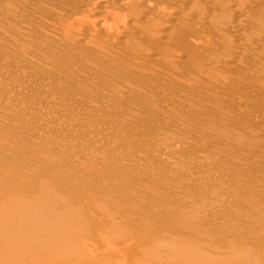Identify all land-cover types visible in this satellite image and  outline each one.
Returning a JSON list of instances; mask_svg holds the SVG:
<instances>
[{
	"label": "rangeland",
	"instance_id": "374dc122",
	"mask_svg": "<svg viewBox=\"0 0 264 264\" xmlns=\"http://www.w3.org/2000/svg\"><path fill=\"white\" fill-rule=\"evenodd\" d=\"M64 1L66 0H56L55 3L46 0L45 2L44 0H0V40H8L12 45V49L0 47V74L4 75L5 68H9L11 71H9L10 74H8L9 72L7 73V78L9 77L8 83L23 81L28 87L25 86L26 90L23 91L25 95L22 91L17 94H15L16 92L6 93L9 103L14 105L21 104L22 106L20 108H12L10 111L1 109L0 128L3 129L2 131L8 132L7 124L10 125L9 123L12 122H24L23 126H25L29 122L27 117L30 115H36L39 118L48 119L50 122L58 124L60 123V119L61 121H66V118L71 121L75 120L72 123H69L71 122L70 120L64 122L65 125L63 124L64 126L61 129L47 130L50 133L47 138L36 135L32 130L34 125L30 122L27 127L25 126V130L17 133L18 135L15 133H7L8 135H6L4 132L5 134L0 138V144H16L22 151L29 148L32 149V154L30 155L32 157H29L30 163L27 166L28 168L24 167L25 170L19 168L20 175L16 172V175L20 177L18 181H23L25 177L22 175L28 174L30 171L28 175H25L28 177L35 170L37 171V168L46 170L45 172H41L42 170L35 171L34 177L37 174L38 177L36 178H38V181L30 176L39 183L44 182L48 179L45 177L52 174L45 182L52 181L49 184H53L54 175L60 179L65 175L64 177H67L65 183L63 182L59 187L65 194L64 200L72 202L83 201L81 211L84 210L82 212H85L86 210L89 218H93L99 223L97 226L93 221L95 236L113 234V232H107L106 229L108 228H105L106 233L102 232L104 231L103 227H105L106 219L105 216L102 217L101 215H103V212L109 213L107 208L111 209L116 200H121L119 201L121 203L116 201L115 204L127 206V209L134 211L133 213H129L130 211H128L127 216L132 217L134 215L133 217H136L141 212L134 209L143 210L144 208L140 206L131 209L125 204L127 203V197L139 200L143 197L149 196L148 198H150L151 196H156V200L151 202V206H149L150 203L147 206L150 209L152 208L151 212L154 211V215L157 212L159 214L162 213L160 214L162 218L158 216V220L160 218V222H158L157 218L151 217L153 218L151 221L154 220L151 222L153 223L152 227L158 230V228L161 229L163 227V229H167L171 226L174 230H170L169 227L168 230L170 231H165L168 235L173 233L177 235L185 230L186 227L188 234L185 231L182 234H185V237H191L189 240L192 241H184L186 245L183 247V250H185L186 246L187 248L190 247L192 254H196L194 255L196 257L206 254L207 251L205 252V249H210V247L205 248V245L207 246L208 244H205V242L228 246V244H236L237 242L247 244V242L252 240L264 245V0H233V6L226 13L218 7L228 0H187L184 2L176 0H152L153 11L148 17L138 16L139 10L145 7L143 0H116L109 10H105L97 15H90L91 10H96L95 7L103 0H76L73 4L68 5L66 8L63 6L62 8L61 4ZM213 1L219 5L215 6ZM197 4L200 6L199 11L202 13L195 11ZM27 6H35L37 13L27 12L25 8ZM164 9L166 11L173 9L171 11L181 14L188 19L193 16L198 17V19L192 22L186 20V22L177 23L175 26H172L173 28L162 26L163 23L160 24V20L163 22V19L156 12ZM239 9L246 12L243 13V16L238 15L237 19L235 13ZM86 11H89L90 14ZM43 15L49 17L48 25L46 23L41 25L40 18ZM204 15H206V18L212 16V19H214L212 22L214 23L207 22ZM93 16L96 17L94 18ZM97 16L103 17V20H100ZM230 17L235 20L232 22L233 24L231 23V26L224 22L225 18ZM90 22H92L93 27L87 28L88 32L86 33L89 40L84 41L82 38H79V34L85 32ZM38 23L40 24L39 27L42 28H40L41 31L34 26L35 30H33L32 25L37 26ZM101 23H105L107 29L103 28ZM124 26L126 27V31L124 28L123 30L120 29ZM29 29L31 30L29 31ZM92 30L96 31L93 32ZM123 32L127 34V37ZM42 45L43 48L41 47ZM26 46L27 48H36L34 49L35 58L33 56L30 60V58L22 57L20 49L26 48ZM38 46L41 47V50L38 49ZM115 46L121 50L120 53H117V56H113L110 52V49ZM147 50L153 53L152 57H145V51ZM94 53H96L95 56L93 55ZM108 53L109 55H106ZM59 54L66 55L68 59L64 65L59 67V73L61 72V74H55V76L54 72L50 71L52 68L44 69L36 65V69L34 66V63L41 64L44 60H46V63L55 62L52 60L57 59ZM118 54H120V58ZM132 58L137 61L143 60L144 62L140 65L137 62H132ZM81 59L87 60V63L93 68L89 70L82 67V65H78L82 63ZM233 61L241 62L238 66L240 68L235 67L238 70L231 68L234 67L230 66L231 62L234 64ZM18 62L27 64L23 68L25 70H15L14 66L19 65ZM49 66L51 65L49 64ZM31 70L35 73L31 72ZM80 76L93 78L96 83L104 81L107 85L106 87H101L90 83L82 84L79 81L76 82L75 79L80 80ZM224 77L232 80L228 81ZM70 78H74L73 83ZM140 85L145 87L140 89ZM47 86L48 89H45ZM215 87L216 90H214ZM217 87H219V90ZM50 88L55 89V92H52L53 94L49 93ZM119 89L127 90V95L129 96L126 95L124 98L115 99L118 96L116 94L114 96V93ZM2 90L0 88V91ZM227 90L228 92L226 93L232 95L233 98H230L231 100L228 101L225 98L222 99L223 96L218 95L221 91L225 92ZM129 91H131V94ZM82 100L86 101L85 103H88V105L86 104L84 106L86 108L81 107L79 111L76 110L74 113L62 111L59 113L60 116L62 114V117H60L48 112L49 107H60V101H64L65 104L75 105ZM234 100H237L236 102L241 103L242 106L234 107L231 103H235ZM91 103H96L98 107H101V103L106 105L101 104L102 107L100 109L94 110ZM209 108L217 109V113L213 115L214 117L208 116L205 113V110ZM69 113H72V115H69ZM127 113L130 115V118L132 116V119L126 122L123 116L128 115ZM170 114L175 115V117H172ZM95 122L98 126L99 124L110 123L113 125V129H105L102 125L98 127L94 124ZM213 122H221L220 124L230 127V130L215 129L216 127L212 126ZM92 124L95 127H91ZM180 129H183L184 132L181 133ZM87 132L90 133V136ZM92 132H94L93 135L97 133V135H103L104 137L101 136L103 140L91 137ZM214 135L216 136L213 137ZM239 135L241 138L238 137ZM208 136L211 138L207 139ZM87 141L93 144L96 156L91 154L93 155L92 157L79 155L77 158L74 157L77 156L74 154L76 151L83 150V147L87 146ZM189 141L190 143H188ZM74 143L81 145L82 149H79L80 147L74 145ZM199 144L204 145L208 150H198ZM52 145H54L53 147L62 146L60 148L62 156L54 155L55 152L51 149L52 147L49 148ZM28 146L31 147L28 148ZM75 147L77 148L75 149ZM34 148L35 151L37 150L36 152L33 150ZM102 151H104L103 156L99 155ZM122 151L134 156L124 159L121 156ZM106 152H109L111 155ZM248 153L251 154L250 158L249 155L247 156ZM112 155L113 158L111 157ZM3 157H0V164L2 163L3 166H6L5 164H7L8 160H11L14 164L18 156L7 155ZM153 157L154 160L151 162ZM95 158L97 161H95ZM248 158L252 160L249 161ZM11 161L9 162V166L12 167ZM96 163L102 165L103 168L101 166L96 167ZM145 165L150 170H143ZM112 166L111 170L113 174H104V168L110 169ZM11 167L7 168L8 172L12 171L10 169L14 170ZM30 168H33L31 169L33 171L28 170ZM99 170L102 174L98 172ZM142 170L146 172L150 171L148 172V177L141 176L144 173ZM141 171L143 172L142 174ZM126 172L127 176L126 174H122ZM151 172L154 173L153 175L161 177L159 181L161 185L159 182L153 180ZM103 174L104 176H101ZM132 174L134 178L131 176ZM113 175H115V178L119 175L118 177L121 176L122 179H126L129 182V186L127 184L128 188L126 182H120L122 179H118L117 177L118 182L115 181V184L119 188L116 187V191L106 189L104 184L106 182L113 183ZM130 177L139 182L133 183V179ZM204 177L207 179V184H202L198 179ZM39 178L40 180L42 178L45 180L40 182ZM254 178L255 180H253ZM108 179L109 181H107ZM95 181L97 182L95 183ZM144 181L145 184H143ZM23 182L26 184L25 181ZM139 184L140 186H138ZM130 185L132 186L131 189ZM241 188L243 189L241 190ZM215 189L217 192L214 191ZM221 190L228 191L232 196L229 198L222 197L218 192ZM195 193L197 194L195 195ZM198 194L202 196L206 194V196L204 199L198 200L196 199ZM62 196L64 195L62 194ZM163 196L172 199L169 200L171 202L169 203L168 199L166 201ZM162 200H165L166 203ZM223 201L224 203H221ZM54 202L58 203V200H54ZM103 208L106 210L102 211L104 210ZM75 209H79L78 206ZM99 209L102 210L100 211ZM112 210H115V208ZM119 215L121 218H118L122 220L123 216H121V212ZM48 216L50 224L53 220L60 223L57 225V223L53 222L56 230L54 229L55 232H48L46 237L48 243L51 239L50 243L54 244L59 239L57 238L60 234L59 230L64 232V229L66 231L69 226L66 223L70 224L69 222L71 221L63 218L65 215L53 217L52 214H49ZM100 216L101 218H98ZM116 216H114V219ZM138 216L141 215L139 214ZM162 219L165 220L162 221ZM155 221L157 223H154ZM168 221L171 223H167ZM210 221L213 223L211 225L213 227H207ZM216 223H218V226H215ZM155 224L157 226H154ZM189 225L194 229L195 233L199 231L202 234L196 233L201 237L203 236L204 240L202 242H197L202 239H199L200 237L197 235L196 237L198 238L195 242L193 241L192 233L194 232H189ZM165 226L167 227L165 228ZM113 227L110 230L113 231L114 229L116 236H111L110 238L114 240L124 239L122 236L126 234H129L126 237L128 238L137 230L136 223L132 221H126L120 228ZM179 227L182 228L178 229ZM163 229H161L162 232H164ZM88 230L86 227L83 228L84 234L82 236L86 238V240L83 238L82 241L85 242L84 246H87L88 249L87 247L85 249L84 246L81 249L90 257L95 256L97 258L96 256H99L100 258L102 248L99 238H103L104 236L99 237L98 241L96 238H93L95 237L92 235L93 230ZM161 231L158 230L159 235L156 233L158 236H164L161 238V241L170 237L168 235V237H165L166 234L163 235L164 233L160 234ZM72 234L74 237L76 236L75 233L72 232ZM182 234L178 235L181 238L175 235L174 239L172 238L173 242L177 238H179L178 242L176 241L177 244L182 242L180 241ZM119 235H122L121 238ZM147 235L151 240L153 239L151 232ZM54 237L57 239H54ZM158 239L160 241V238ZM166 239L163 240L167 243L165 246L173 244L172 241H170L171 244L169 243L168 240H171L170 238ZM183 239L185 240L187 237H183ZM164 242H160L159 244L162 245ZM199 243H203L204 245H200ZM53 244H50L51 247H53ZM70 245L73 244H69V248H71ZM76 246L75 248L78 249ZM178 246L173 245L174 248L177 247L175 252L179 253L182 251V248L180 249ZM137 248L138 246L134 248L133 253L125 252L124 256H121L125 258L126 264H135L136 261H140V259L134 261L139 255L141 256V261H138V264L145 262L144 258L142 259L145 252L142 253V251L144 249L151 251V248H144L142 250ZM155 248L159 249V247ZM174 248L167 247L169 250L165 249L163 252L172 251ZM81 249L80 252L78 251L79 249L75 251L73 248L72 250H74V253H80L85 257L86 255H83ZM66 250H63L65 251L64 253L67 252ZM138 250H141V253H138L140 252ZM87 253H90V255ZM214 254H212V257H214ZM50 255L54 258L52 255L56 256L57 253ZM50 255L49 258L52 259ZM68 255L67 253L65 254L71 260V256ZM133 256L136 257L132 258ZM121 257L116 255L109 258L119 260ZM164 257L168 258V256ZM146 258L148 259V257ZM153 258H149V261H153L150 260ZM161 258L162 260L165 259ZM112 259L110 260L115 263L117 262ZM155 261L154 259L152 264L156 263ZM211 261L213 260L210 259Z\"/></svg>",
	"mask_w": 264,
	"mask_h": 264
},
{
	"label": "bare ground",
	"instance_id": "6f19581e",
	"mask_svg": "<svg viewBox=\"0 0 264 264\" xmlns=\"http://www.w3.org/2000/svg\"><path fill=\"white\" fill-rule=\"evenodd\" d=\"M46 1H48V2H52V3H55L56 2V0H46ZM76 0H66V1H64V3L63 4H61L62 5V8H63V6H64V8H66L68 5H70V4H73L74 2H75ZM99 1V0H98ZM116 0H103V1H101V3L100 4H98V6L97 7H95V9L96 10H94V9H92L91 10V14H90V12L89 11H86V12H89V14L90 15H97L98 13L99 14H101L103 11H105V10H109V8H110V6L111 5H113V3L115 2ZM176 1H179V2H184V1H187V0H176ZM189 1H193V0H189ZM212 1V0H211ZM44 2H45V0H44ZM43 2V3H44ZM78 2V1H77ZM143 2H145V7H142L139 11H140V13L138 14V16L139 17H148L149 15H150V13L153 11V7H152V0H143ZM214 2V1H213ZM233 0H228V1H225V3H223V4H221V5H219L217 2H214V5L215 6H218L219 5V7L218 8H220L224 13H226L227 11H228V9H230L232 6H233ZM257 6V5H256ZM92 7V6H91ZM199 5L197 4L196 6H195V11L196 12H201V11H199L200 9H199ZM250 7V6H249ZM26 8V11L27 12H31V13H34V12H36L37 10H36V7L35 6H27V7H25ZM216 8V7H215ZM24 10V9H23ZM87 10H89V9H87ZM171 10H173V9H169V10H159V11H157L156 13L163 19V22L160 20V24L161 23H163L162 24V26H166V27H172V26H175V24H177V23H182V22H186V20H190L191 22L192 21H196L197 19H198V17H192V18H190V19H188V18H186V17H184V16H182L181 14H176L174 11H171ZM24 12H25V10H24ZM246 11H242V9L240 10L239 9V11L237 10L236 11V13H235V11H234V13L236 14V18L238 17V15H240V16H243V13H245ZM37 13V12H36ZM202 13V12H201ZM195 14H198V13H195ZM235 14H233V15H235ZM87 15V14H86ZM201 16H203L202 14H200ZM200 15H198L199 17H200ZM46 15H43L40 19V22H41V25L43 24V23H46L47 25H48V20H49V17H47ZM94 18L96 17V16H93ZM98 18H100V20L102 19L103 20V17H99V16H97ZM204 17L206 18V15H204ZM94 18H92V19H94ZM98 18H96V20H98ZM231 18V17H230ZM230 18H225L224 19V22L225 23H228V24H230L229 26H231V23L232 22H234L235 20L234 19H230ZM207 20V22H209V23H214V22H212V20H214V19H212V16H208L207 18H206ZM238 19V18H237ZM216 20V19H215ZM136 21V20H135ZM211 21V22H210ZM93 22V21H92ZM92 22H90L89 23V25L86 27V30H85V32H82V33H80L79 34V38H82L84 41H88L89 40V38H88V35L86 34L87 32H88V29L87 28H91V27H93V25H92ZM217 22V21H216ZM45 24V25H46ZM233 24V23H232ZM44 25V26H45ZM87 25V24H86ZM101 25L103 26V28H105V29H107V27H106V25H105V23L103 24V23H101ZM36 27V29H38V30H40V28L41 27H39L40 26V24L38 23L37 24V26H38V28H37V26H35V25H32V27ZM161 26V25H160ZM33 27V30H35V28ZM43 27V26H42ZM30 28H31V26H30ZM123 28H124V30L126 31V27L124 26V27H121L120 29L121 30H123ZM173 28V27H172ZM42 29V28H41ZM31 29H29V31H30ZM32 30V31H33ZM37 30V31H38ZM41 31V30H40ZM44 31V30H43ZM93 32H95L96 30H92ZM117 31V30H116ZM36 32V31H35ZM118 32V31H117ZM259 32V31H258ZM124 33V35L127 37V34L125 33V32H123ZM262 33V32H261ZM236 36V35H235ZM155 37V36H154ZM75 38H76V36H75ZM2 40V39H1ZM0 40V41H1ZM73 40H74V38H73ZM0 47L1 48H3V49H10L11 47H12V45H11V43L8 41V40H2L1 42H0ZM26 45V44H25ZM24 47V46H23ZM32 47V46H31ZM42 48H43V45L41 46ZM41 47H39L38 46V49H40ZM143 47V46H142ZM18 48V47H17ZM12 49V48H11ZM34 49H36V48H27V46H26V48H23V49H20V54L22 55V57H26V58H30V60L32 59V57L34 56V54H35V50ZM53 49V48H52ZM51 49V50H52ZM56 49V48H55ZM96 50H99V49H97V48H95ZM139 49V48H138ZM1 50V49H0ZM16 50V49H15ZM18 50V49H17ZM41 50V49H40ZM4 51V50H3ZM3 51H2V53H3ZM37 51V50H36ZM100 51V50H99ZM5 52V51H4ZM14 52H16V51H14ZM18 52V51H17ZM41 52V51H40ZM110 52H111V54L113 55V56H117V53H120L121 52V50H119V47H117V46H115V47H112V49H110ZM146 53H145V57L147 56V58H150V57H152L153 55V53L151 52V51H149V50H147V51H145ZM42 53V52H41ZM41 53H40V55H41ZM92 53V52H91ZM1 54V53H0ZM95 54L96 53H94L93 55L95 56ZM98 54H99V52H98ZM14 55V54H13ZM19 55V54H18ZM106 55H109V53L108 54H106ZM112 55H110V56H112ZM120 54H118V56H119ZM38 56V55H37ZM3 57V56H2ZM13 57V56H12ZM57 57V56H56ZM4 58V57H3ZM6 58V57H5ZM34 58H35V56H34ZM40 58V57H39ZM83 58V57H82ZM118 58V57H117ZM119 58H120V56H119ZM19 59H21V58H19ZM24 59V58H23ZM133 59V61L132 62H137V63H139L140 65H142L143 64V60L142 61H137V60H134V58H132ZM13 60V59H12ZM27 60H29V59H27ZM82 60V59H81ZM5 61V60H4ZM20 61V60H19ZM21 61H23V60H21ZM49 61V60H48ZM52 61H55V62H52V63H46V60H44V62L43 63H41V64H36V63H34L35 65V67H36V65L37 66H39L40 68H52L50 71H53L54 72V75L56 74V75H58V74H61V72L59 73V67L60 66H62V65H64L67 61H68V59H67V57H66V55H64V54H59L58 55V57H57V59H54V60H52ZM25 62V61H24ZM27 62V61H26ZM32 62V61H31ZM40 62V61H39ZM82 63H80V64H78V65H82V67H85V68H88L89 70L90 69H92L93 67H91L88 63H87V60H82L81 61ZM131 62V63H132ZM234 62V64H232V62L230 63V66H234V67H231L232 69L233 68H235V67H238L240 64L239 63H241L240 61H238V62H236V61H233ZM19 63V65H16V66H14V68H15V70H25V69H23L24 67H26V65L24 64H21L20 62H18ZM18 63H16V64H18ZM142 63V64H141ZM29 64H31V63H29ZM49 64L51 65V66H49ZM134 65V64H133ZM229 65V64H228ZM13 66V65H12ZM11 66V67H12ZM93 66V65H92ZM230 66H228V67H230ZM5 68V67H4ZM30 68V67H29ZM32 68V67H31ZM238 68H240V67H238ZM32 69H34V68H32ZM36 69H37V67H36ZM235 69H237V68H235ZM14 70V69H13ZM21 70V71H22ZM26 70H28L29 71V69H27L26 68ZM35 70V69H34ZM39 70H41V69H39ZM117 70V69H116ZM238 70V69H237ZM9 71H11L9 68L7 69V68H5V71H4V75H1L0 74V88L1 89H3L2 91H0V110L1 109H4L5 111H10L12 108L14 109L15 107L16 108H20L22 105L21 104H19V105H14V104H11V103H9L8 102V100H7V94L6 93H8V92H10V93H12V92H16L15 94H17L18 92H20V91H25L26 90V83L24 84L23 83V81H21V82H14V83H8V78H7V75L8 74H10V72ZM45 71H49V70H45ZM114 71V70H113ZM3 72V71H2ZM9 72V73H8ZM12 72H14V71H12ZM31 72H33L32 70H31ZM36 72H38V71H36ZM53 72H51V73H53ZM119 72V71H118ZM1 73V72H0ZM8 73V74H7ZM27 73V72H26ZM26 73H24V74H26ZM33 73H35V72H33ZM113 73V72H112ZM30 75V74H29ZM55 75V76H56ZM130 75V74H129ZM51 76H53V75H51ZM111 76V75H110ZM131 76V75H130ZM81 77V78H80ZM79 78H80V80L79 79H77L76 77V82L77 81H79V82H81L82 84H87V83H90V84H92V85H94V86H101V87H106V85H107V83L105 84L104 83V81H99V83L97 82L96 83V81H94L95 79H93V78H90V77H86V76H80ZM108 77V76H107ZM53 78V77H52ZM225 79H228V81H230V80H232V79H229V78H226V77H224ZM70 79H72V83H73V79L74 78H70ZM92 79H93V81H92ZM106 79V78H105ZM18 81V80H17ZM20 81V80H19ZM101 82V83H100ZM151 83H152V81H150ZM220 82V81H219ZM8 83V84H7ZM217 84V83H216ZM218 85V84H217ZM26 86V87H25ZM93 86V87H94ZM149 86V85H148ZM219 86V85H218ZM44 87V86H43ZM52 87V86H51ZM143 87H145V86H141L140 85V89L141 88H143ZM28 88V87H27ZM35 88H36V86H35ZM53 88V87H52ZM52 88H50V90H49V93H52L53 91L55 92V89H52ZM148 88V87H147ZM220 88H222L221 86H220ZM224 88V87H223ZM40 89V88H39ZM45 89H48V86H47V88H45ZM44 89V90H45ZM217 89L219 90V87H217ZM227 89V88H226ZM225 89V90H226ZM42 90V89H41ZM214 90H216V87H215V89ZM213 90V91H214ZM221 90H223V89H221ZM229 90V89H228ZM228 90L227 91H225V92H223V91H221V93L220 94H218V95H220V96H223L222 97V99L223 98H225L226 99V101H228V100H231V99H233L232 98V95H230L229 93H226V92H228ZM29 91V90H28ZM39 91V90H38ZM47 92V91H46ZM27 93V92H26ZM29 93V92H28ZM35 93V92H34ZM58 93V92H57ZM129 93L131 94V91H129ZM216 93H219V92H216ZM23 94H24V92H23ZM53 94V93H52ZM115 94H116V96H118V97H115V99H117V98H120V97H122V98H124V96H126L127 94H128V91L127 90H125V89H119V90H117L116 91V93H114V96H115ZM25 95V94H24ZM215 95H217V94H215ZM215 95H213V96H215ZM217 95V96H218ZM127 96H129V95H127ZM72 97V96H71ZM219 97V96H218ZM231 98V99H230ZM217 99V98H216ZM72 100H73V98H72ZM238 100V99H237ZM236 100V101H237ZM225 101V102H226ZM235 101V100H234ZM235 101V103H233V102H231L232 103V105L234 106V107H240V105H241V103H239V102H236ZM61 103H59V105H60V107H53V108H51V107H47L48 108V112H51L50 114H53V115H56V116H60L59 115V113H61L62 111H66V112H75L76 110L77 111H79L80 110V108L81 107H84V106H86V104L88 105V103H85L84 102V100H82L81 102H79V103H77V104H75V105H69L68 103H66L65 104V102L63 101H60ZM167 102H169V101H167ZM100 103V102H99ZM104 103V102H103ZM103 103H101V104H103ZM114 103V102H113ZM244 103V102H243ZM72 104V103H71ZM90 104V103H89ZM100 104V106L102 107V105ZM94 105V106H93ZM103 105H106V104H103ZM112 105V104H111ZM245 105V104H244ZM258 105V104H257ZM91 106H92V109H100L101 107H98L97 105H96V103L95 104H93V103H91ZM108 106V105H107ZM113 106V105H112ZM242 106V105H241ZM87 107H89V106H87ZM105 107V106H104ZM84 108H86V107H84ZM89 108H91V107H89ZM114 109H115V107H113ZM112 109V108H111ZM19 110V109H18ZM205 113L208 115V116H213V115H215L216 113H217V109L216 108H209V109H206L205 110ZM128 114V113H127ZM69 115H72V113L70 114L69 113ZM172 117H175V115H172V114H170ZM60 117H62V114H61V116ZM70 117V116H69ZM72 117V116H71ZM76 117V116H75ZM214 117V116H213ZM2 118V117H1ZM28 118V119H27ZM26 119L27 120H29V122L30 123H32V125H34L33 127V129H32V125H31V129L33 130V132L36 134V135H38V136H40V137H44V138H47L48 136H49V132L47 131V130H52V129H61L62 128V126H64L65 124H64V122H67V121H69L70 119H65V118H63V119H65L66 121H61V119H60V123L58 124V123H55V122H50L48 119L47 120H45V119H42V118H39L38 116H36V115H30L29 117H27ZM123 118L125 119L124 121H126L127 122V120H129V119H132V116H131V118H130V115L128 114V115H125V117L123 116ZM71 121V120H70ZM97 121V120H96ZM27 123V125H25L26 127L30 124V123ZM72 122H75V120H73V121H71V122H69V123H72ZM23 123L24 122H20V123H17V122H12V123H9L10 125H8L7 124V131L8 132H6V131H2L3 129H1L0 128V138H1V136H3L5 133H6V135H8V134H13V133H15L16 135H18L17 133H19V132H21L22 130H25V126H23ZM214 123V122H213ZM221 123V122H220ZM220 123H214V124H212V126L213 127H216L215 129H217V128H219L220 130H225V131H227V130H230V127H228V126H226V125H222V124H220ZM64 124V125H63ZM67 124V123H66ZM74 124V123H73ZM89 124V123H88ZM96 126H98L97 124H96V122L94 123ZM6 125V124H5ZM95 125L93 126V124L91 125V127H95ZM102 125V127H104L105 129H113V125L112 124H110V123H103V124H101ZM100 124H99V126L98 127H100L101 126ZM206 125H209V124H206ZM1 126H3V125H1ZM3 127H5V126H3ZM186 127V126H185ZM208 127V126H207ZM103 128V129H104ZM211 128V127H210ZM97 129V128H96ZM214 129V128H213ZM94 130V129H93ZM179 130V129H178ZM86 131V130H85ZM90 131V130H89ZM180 131H181V133L182 132H184V130L183 129H180ZM179 131V132H180ZM5 132V133H4ZM8 133V134H7ZM93 133L94 132H92V135H91V137H95V138H97V139H102L103 140V135H101V136H103V137H101L100 135H93ZM87 134L89 135L90 133H88L87 132ZM5 135V136H6ZM15 135V136H16ZM14 136V135H13ZM90 136V135H89ZM216 135H214L213 137H215ZM90 137V138H91ZM101 137V138H100ZM154 137V136H153ZM156 137V136H155ZM238 137H240L241 138V136L239 135ZM151 138H152V136H151ZM209 138H211L210 136H208V138L207 139H209ZM185 139V138H184ZM215 139V138H214ZM96 140V139H95ZM235 140V139H234ZM90 141V140H89ZM89 141H87V142H85V143H87L86 145V147L84 146L83 147V150H78V152L76 151L74 154H76L77 156H74V157H78V155L79 156H83V157H85V156H93V155H91V154H94L95 153V151H94V146H93V144L92 143H90ZM105 141H107V140H105ZM191 141V140H190ZM190 141L188 142V143H190ZM208 141V140H207ZM236 141H237V139H236ZM168 142V141H167ZM77 143V142H76ZM84 143V144H85ZM2 144V143H1ZM0 144V155L1 156H9V155H17L18 157L16 158V160L14 161V164L12 163V161L11 160H8L7 161V164H5L6 166H3V164L1 163L0 164V264H114L115 262H113V261H111L110 259H112V258H109V257H111V256H116V255H119L120 257L121 256H124L123 254H125V252H129V253H133V250H134V248H136L137 246H138V248L137 249H144V248H148V249H150L151 248V251L149 250H146V249H144V250H146V251H142V253H144L143 255H144V257H142V259L144 258V263H142V264H152V262L154 261V259L156 260L155 262L156 263H153V264H264V245H261L262 243H258V242H256V241H249V242H247V244H244V243H236V244H228V246H226V245H217V244H214L213 242H205V244H207V246L205 245V248H207V247H210V249H208V250H206L205 249V252H206V254H202L201 256L199 255V256H194V255H196V254H192V251H191V248L190 247H188L187 248V246H186V248H185V250H183V247H185V245H186V243L184 242V241H186V240H189V238H191V237H188V236H186L187 237V239H183V237L184 238H186L185 237V234H182V233H184V231H185V233H187V231H186V227H185V230H183V231H181V233H179V234H175L177 237H180V236H178V235H180V234H182V239H180V241H182V242H179V244H177V240L179 239V238H177L176 239V243L175 242H173L174 240V233L173 234H170V235H168L167 234V232L165 233V231L167 230V231H170L171 229H173V228H171V226H169L170 227V230H168V228L167 229H163V227L161 228V229H163V231L164 232H162L161 231V229L160 228H158V230H160L161 232H160V234H163V235H165L166 234V236L165 237H168V236H170V237H168V239L170 238L171 240H168V239H166V240H168L169 241V243L171 244V242L170 241H172V243L173 244H171L170 246H165V244L167 245V243H166V241L164 242L163 240H165V239H163L162 241H161V238H163V237H161V236H158L159 235V232H158V230L156 229V228H154V227H152V225H153V223H151V222H153V221H151L153 218L155 219V218H157L158 216H160V218H162V216L160 215V214H162V213H158L157 212V214H153L154 213V211H152L151 212V209H150V207H148L147 206V204H149V206H151V202H154L155 200H156V196L155 197H153V196H151L150 198H148V197H146V198H141V199H134V198H131V197H127V203H125V204H127L128 205V207H130L131 209L132 208H137V207H140V206H142L141 208H144L143 210H141V209H134V210H137V211H139V212H141V213H139L141 216H138V215H136V217H129V216H127V214H128V211H130L129 209H127V206H124V205H119L118 203L117 204H115L116 203V201H115V203H114V205L112 206V208L111 209H108L107 208V210L109 211V213H106V212H103V215H101L102 217L103 216H105V219H106V221H105V224H104V226L105 227H103V230L104 231H102V232H105L106 233V230H107V232H113V234H109V235H103V234H101L102 236H98V235H94V227H93V221L96 223V225L98 226L99 225V223L97 222V221H95L93 218H89V216L86 214V210H85V212H82V211H84V210H82L81 211V206H83V201H78V202H72V201H66V200H64L65 199V194H64V192L59 188L60 187V185H62V183L64 182L65 183V180H66V178L67 177H64V176H62L63 178H56L55 176L56 175H54L53 177V184H49L50 182H52V181H48V182H45V181H47L48 179H49V177H51L52 176V174L50 175V176H48V177H45V175H44V177L45 178H48V179H44L43 180V178H42V180H40V178H39V180H40V182L41 181H44V182H41V183H39V182H37L38 181V178H36V177H38L37 176V174H36V177H34L35 175H34V173H35V171H34V173H32V174H30V176H32V177H34L35 179H37V181L36 180H34L32 177H30V176H28V177H26L25 175H28L29 174V172H28V174L26 173V174H24V175H22V176H24L25 178V180L23 179V181H25L26 182V184H24V182L23 181H18V179H20V177L18 176V175H20L19 173V168H23L24 169V167H26V168H28L27 166H29L28 164L30 163V158L29 157H32V156H30L31 154H32V149L31 148H29V147H31V146H28V148H26V149H28V150H23L22 151V149H20V147L18 146V145H16V144H2L1 145ZM73 144V143H72ZM170 144H172V143H170ZM169 144V145H170ZM195 144V143H194ZM31 145V144H30ZM74 145H76L75 143H74ZM54 145H52V146H50L49 148H51V149H53L54 150V155H56V156H62L61 154H62V152H61V147L62 146H60V145H58V146H55V147H53ZM73 146V145H72ZM76 146H81V145H76ZM77 147H75V149H76ZM86 148V149H85ZM198 150H200V151H205V150H208L204 145H202V144H199L198 145ZM79 149H82L81 147L79 148ZM101 149H103V148H101ZM34 151H35V148L33 149ZM105 150V149H104ZM37 151V150H36ZM35 151V152H36ZM94 151V152H93ZM207 152V151H206ZM251 152V151H250ZM38 153V152H37ZM104 153V151H102V153L101 154H99V155H104L103 154ZM106 153H108V154H110L109 152H106ZM116 153V152H115ZM204 153V152H203ZM107 154V155H108ZM121 154V153H120ZM111 155V154H110ZM110 155H108V156H110ZM155 155V154H154ZM246 155V154H245ZM249 155V158H250V155L251 154H247V156ZM0 156V157H1ZM94 156H96L95 154H94ZM97 156H98V154H97ZM102 156H99V157H102ZM107 156V157H108ZM124 159L125 158H131V157H133L134 155H131V154H126L124 151H122V155H121ZM3 157V158H4ZM112 158H113V155L111 156ZM121 157V158H122ZM58 158V157H57ZM94 158V157H93ZM97 158V157H96ZM95 158V161H97V159ZM120 158V159H121ZM243 158V157H242ZM244 158H246V156H244ZM243 158V159H244ZM248 158V160L250 161V160H252V159H249ZM13 159H15V158H13ZM109 159H111V158H109ZM149 159V158H148ZM0 160H1V158H0ZM54 160H55V158H54ZM90 160V159H89ZM100 160V159H99ZM154 160V157L152 158V160H151V162ZM247 160V159H246ZM11 161V164L13 165L12 167L11 166H9L10 164H9V162ZM62 161V160H61ZM61 161H59V162H61ZM143 161H145V160H143ZM2 162H3V160H2ZM5 162V161H4ZM57 163H58V161H56ZM99 162V161H98ZM147 162V161H146ZM151 162H149L150 164H151ZM95 163V162H94ZM145 163V162H144ZM214 163V162H213ZM215 163H217V162H215ZM219 163V162H218ZM146 164V163H145ZM96 167H102V165H98L97 163H96ZM139 165V164H138ZM217 165V164H216ZM8 167H11V168H14V170L13 169H10V170H12L11 172H8ZM36 167V166H35ZM73 167V166H72ZM149 167V166H148ZM208 167V166H207ZM210 167V166H209ZM8 168V169H7ZM103 168V167H102ZM111 168H113V166L112 167H110V169H106V168H104L105 169V171L103 170V172H104V174H106V175H108V174H113V171L111 170ZM31 169H33V168H30V169H28V170H31ZM114 169H116V168H114ZM150 170L149 168H146V165H145V167H144V169L143 170ZM25 170V169H24ZM40 170H42V169H38L37 168V171H40ZM72 170V169H71ZM101 170V169H100ZM100 170L98 171V172H100ZM142 170V171H143ZM31 171H33V170H31ZM36 171V172H37ZM44 171V169L41 171V172H43ZM46 171V170H45ZM44 171V172H45ZM115 171H118V170H115ZM141 171V176L143 177V176H146V177H148V172H150V171H148V172H146V171H143L142 172ZM16 172H18L17 174L18 175H16ZM24 172V171H23ZM49 172V171H48ZM120 172V171H119ZM123 172H125V171H123ZM127 172H129V171H127ZM127 172L126 173H122V174H126V176H127ZM170 172V171H169ZM50 173V172H49ZM49 173H47V175H49ZM101 173V172H100ZM130 173H132V172H130ZM40 174V173H39ZM38 174V175H39ZM41 174H44V173H41ZM96 174V173H95ZM102 174V173H101ZM104 174L103 175H101V176H104ZM119 174V173H118ZM134 174H136V173H134ZM151 174L153 175L154 173H152L151 172ZM46 175V176H47ZM115 175H116V172H115ZM115 175H113V177L114 178H112V177H110V178H112V180L114 179V182L113 183H111V182H104L105 184V188L106 189H111V191L112 190H115L116 191V187L117 188H119V186H116V184H115V181H117V177L119 176H116V178H115ZM136 175H138V174H136ZM168 175H169V173H168ZM21 176V177H22ZM43 176V175H42ZM110 176H112V175H110ZM132 177H133V174L131 175ZM135 176V175H134ZM150 176V175H149ZM154 176V177H153ZM153 176H151L152 178H153V180L154 181H156V182H159L160 180H161V177H157L158 175H153ZM59 177V176H58ZM132 177H130L131 179H133ZM135 177H138V176H135ZM141 177V178H142ZM150 177V178H151ZM23 178V177H22ZM101 178V177H100ZM107 178V177H106ZM109 178V179H110ZM121 178V176L120 177H118V179H120ZM123 178H124V176H123ZM127 178V177H126ZM240 178V177H239ZM245 178V177H244ZM256 178V177H255ZM255 178L253 179V180H255ZM50 179H52V178H50ZM104 179V178H103ZM102 179V180H103ZM109 179L107 180V181H109ZM116 179V180H115ZM122 179V178H121ZM129 179V178H128ZM137 179V178H136ZM149 179V178H148ZM201 182H202V184H207V179H205V177L204 178H198ZM123 180V181H122ZM120 182H122V183H125L126 182V186H127V184L129 183V182H127V180L126 179H122ZM257 180V179H256ZM104 181H105V179H104ZM131 181V180H130ZM97 181H95V183H96ZM102 182V181H101ZM118 182V181H117ZM136 182H139L138 180H134L133 179V183H136ZM258 182V181H257ZM22 183V184H21ZM44 183V184H43ZM46 183V184H45ZM68 183V182H67ZM131 183V182H130ZM132 183V184H133ZM155 183V182H154ZM161 182H159V184H160ZM254 183H255V181H254ZM260 183H262V182H260ZM24 184V185H23ZM47 184H49V185H47ZM74 184V183H73ZM138 184V183H137ZM142 184V183H141ZM143 184H145V181H144V183ZM72 185V184H71ZM161 185V184H160ZM66 186V185H65ZM103 186V185H102ZM124 186V185H123ZM128 186H129V184H128ZM128 186H127V188H128ZM131 186V185H130ZM138 186H140V184L138 185ZM144 186H146V185H144ZM151 186V185H150ZM63 187H64V185H63ZM69 188H70V186H68ZM93 187H95L94 185H93ZM98 187V186H97ZM121 187V186H120ZM141 187H143V186H141ZM66 188V187H65ZM99 188V187H98ZM132 188V186L130 187V189ZM77 189V188H76ZM121 189V188H120ZM124 189V188H123ZM142 189H144V188H142ZM239 189V188H238ZM237 189V190H238ZM243 188H241V190H242ZM94 190V189H93ZM127 190V189H126ZM153 190H155V189H153ZM236 190V189H235ZM240 190V191H241ZM69 191V190H68ZM95 191V190H94ZM125 191V190H124ZM152 191V190H151ZM214 191H216V189L214 190ZM239 191V190H238ZM238 191H236L237 193H238ZM185 192V191H184ZM217 192V191H216ZM216 192H214V193H216ZM220 194H221V196L222 197H224V198H229V197H231L232 195L228 192V191H225V190H221V191H218ZM233 192V191H232ZM106 193H107V191H106ZM120 193V192H119ZM128 193V192H127ZM130 193V192H129ZM186 193H188V192H186ZM235 193V192H234ZM62 194L64 195V196H62ZM197 193H195V195H196ZM69 195V194H68ZM123 195V194H122ZM130 195V194H129ZM189 195H191V194H189ZM188 195V196H189ZM205 196H206V194H204ZM98 197H99V195H97ZM205 196H202V195H197V198L196 197H193V198H196V199H198V200H200V199H204L205 198ZM241 196V195H240ZM104 197V196H103ZM142 197V196H141ZM167 197V196H166ZM163 198L167 201V199H168V202H169V200H172V199H169V197H167V198H165V196H163ZM162 198V199H163ZM223 198V199H224ZM54 200H58V203H55L54 202ZM165 200H162V201H165ZM244 200V199H243ZM119 201H121V200H119ZM119 201H117V202H119ZM157 201H160V200H157ZM166 201H165V203H166ZM225 201V200H224ZM224 201L223 202H221V203H224ZM246 201V200H245ZM171 202V201H170ZM169 202V203H170ZM220 202V201H219ZM119 203H121V202H119ZM123 203H124V201H123ZM174 203V202H173ZM108 204V203H107ZM78 206V208L79 209H75V207H77ZM111 205V204H110ZM202 205V204H201ZM204 205V204H203ZM108 206V205H107ZM218 206V205H217ZM111 207V206H110ZM68 208H69V211L67 212V210H68ZM113 208H115V210H112ZM210 208V207H209ZM217 208H220V207H217ZM98 209V208H97ZM104 209V208H103ZM211 209V208H210ZM100 211L102 210V209H99ZM106 209H104V210H102V211H105ZM111 210V211H110ZM155 210V209H154ZM215 210H217V209H215ZM64 211V212H63ZM90 211V210H89ZM136 211V212H137ZM156 211V210H155ZM164 211V210H163ZM66 212H67V214H66ZM111 212V213H110ZM121 212V216H123V219L122 220H120L119 218H121L120 217V215H119V213ZM134 211H130L129 213H133ZM151 212V213H150ZM118 213V214H117ZM156 213V212H155ZM49 214H52V216L53 217H61L62 215H65V217H63V218H67V220H69V221H71V222H69L70 224H67L66 223V225H69L67 228V230L65 231L64 229H63V231L64 232H62V230H59V232H60V234H59V236H57V238H59V239H57V238H55L54 237V239H57L58 241H60V242H58V241H55L54 242V244L53 243H50L52 240L50 239H48L50 242L48 243V241H46L47 239H46V237H47V234H48V232H51V231H54V229L56 230V228L54 227V223H57V221L55 222V220H53V222L50 224L49 222H50V218L48 219V215ZM61 214V215H60ZM113 214H115V215H113ZM92 215H93V213H92ZM116 215H118V216H116ZM154 215V216H153ZM101 216L100 217H98V218H101ZM114 216H116L115 217V219H114ZM131 216V215H130ZM138 216V217H137ZM168 216V215H167ZM119 217V218H118ZM151 217H153V218H151ZM166 217V216H165ZM164 217V218H165ZM160 218H159V220H160ZM169 219V218H168ZM59 220V219H58ZM114 220H117V221H114ZM119 220V221H118ZM157 220H158V218H157ZM156 220V221H157ZM158 220V222H160ZM163 220H165V219H162V221ZM126 221H132V222H135L136 223V226H137V230L135 231V232H133V234L131 235V232H130V235L131 236H129L128 238H126L128 235L126 234L125 236H122V237H124V239H117V240H114V239H111L110 237L111 236H116L115 234H114V232H115V230H116V228H114L113 226H115V227H118V228H120V227H122L123 226V224L126 222ZM154 222V223H157V222ZM166 222V221H165ZM167 223H171L170 221H168ZM176 223V222H175ZM207 223V222H206ZM60 223L58 222L57 223V225H59ZM62 224H64V223H62ZM61 224V225H62ZM213 223H211V221H210V223L208 224L209 226H207V227H210L211 225H212ZM218 223H216V225L215 226H218L217 225ZM56 225V226H57ZM86 225H88V226H86ZM122 225V226H121ZM162 225V224H161ZM173 225V224H172ZM180 225V224H179ZM186 225H188V224H186ZM207 225V224H206ZM154 226H157L156 224L154 225ZM159 226V225H158ZM180 226H182V225H180ZM197 226V225H196ZM87 228V229H89L90 231L91 230H93L92 231V235H94L95 237H93V238H96L98 241H99V239L101 240L100 241V244H101V248H102V253H101V257L99 258V256H96L97 258H95V256L93 257H90V256H88V255H86V253L83 251V249H81V248H83V246L85 245V242L84 241H82L83 240V238H84V240H86V238L85 237H82L83 236V234H84V231H83V228ZM114 228L113 229V231H111L110 229L111 228ZM167 226H165V228H166ZM173 227V226H172ZM211 227H213V226H211ZM223 227V226H222ZM58 228V227H57ZM105 228H108V229H106L105 230ZM182 228V227H181ZM180 227L178 228V229H181ZM219 228V227H218ZM224 228V227H223ZM223 228H221V229H223ZM66 229V228H65ZM220 229V228H219ZM58 230V229H57ZM88 230V231H89ZM99 230V229H98ZM118 230V229H117ZM174 230V229H173ZM172 230V232H174ZM126 231V230H125ZM180 231V230H179ZM234 231V230H233ZM55 232V231H54ZM56 232H58V231H56ZM72 232L73 233H75L76 234V236L74 237L73 236V234H72ZM86 232V231H85ZM101 232V231H100ZM99 232V233H100ZM118 232H120V231H118ZM127 232V231H126ZM152 233L153 235H152V240L150 239V237L147 235V234H149V233ZM177 232H178V230H177ZM189 232H194V233H192L193 234V237H192V239H193V241L195 242V240L198 238V237H200L199 239H201L202 237L201 236H199V234H201L199 231V234H196V233H198V232H196L195 233V231H194V229H192V227L189 225ZM91 233V232H90ZM96 233H98V232H96ZM98 233V234H99ZM116 233V232H115ZM156 233H158V235H156ZM169 233H171V232H169ZM52 234V233H51ZM51 234H49V235H51ZM123 234V233H122ZM188 234V233H187ZM186 234V235H187ZM190 234V233H189ZM48 235V236H49ZM57 235H58V233H57ZM168 235V236H167ZM194 235H195V237H194ZM196 235L198 236V237H196ZM202 235V234H201ZM104 236V237H103ZM120 236V235H119ZM121 236H120V238H121ZM157 236H158V238H160V241H158L159 239L157 238ZM225 236H227V234H225ZM232 236V235H231ZM99 237H103V238H99ZM118 237V236H117ZM155 237V238H154ZM99 238V239H98ZM173 238V239H172ZM181 238V237H180ZM53 239V238H52ZM204 240V238H202L201 240H198L197 242H202ZM114 241V242H113ZM189 241H192V240H189ZM188 241V242H189ZM59 243V244H57V243ZM163 243L164 242V244H159V243ZM91 243V242H90ZM113 243H115L114 245H113ZM50 244H53L52 246L53 247H51V245ZM69 244H73V245H70V247L71 248H69L68 246H69ZM96 244V243H95ZM139 244H141L142 245V247L143 246H150V247H141V245H140V247H139ZM177 244V245H176ZM200 244V243H199ZM76 245H78V246H76ZM79 245H81V247H79ZM159 245H161V246H159ZM173 245L174 246H178V247H180V249L182 248V251L181 252H175L176 251V249H177V247H173ZM200 245H204L203 243L202 244H200ZM72 246H74V247H72ZM75 246L79 249H76L75 248ZM95 246V245H94ZM66 247V248H65ZM85 247V249H86V247L87 246H84ZM155 247H159V249L157 248H155ZM167 247L169 248V247H172V248H174V250H172V251H165L166 252V254H164L165 252H163L165 249H167ZM61 248H65V249H61ZM75 249V251H79L80 252V249H81V252L83 251V255L85 254L86 256L85 257H83L82 256V254H80V253H74L73 251L74 250H72V249ZM92 248H95V247H92ZM100 248V249H101ZM153 248V249H152ZM161 248H163L162 250H161ZM60 249H61V251H60ZM67 249V250H66ZM69 249V250H68ZM71 249V250H70ZM87 249H88V247H87ZM99 249V250H100ZM156 251H155V250ZM63 250H66L67 252V255H68V253H70V252H73V253H70V255H68V256H71L70 258H71V260H69L68 258L69 257H66L65 256V254L66 253H64L65 251H63ZM141 250H138V251H140V252H138V253H141ZM153 250H154V252H156V253H154L153 252ZM160 250V251H159ZM167 250H169V249H167ZM87 252H89V251H87ZM100 252V251H99ZM149 252H151V253H149ZM162 252V253H161ZM172 253V255H170L171 253ZM204 252V253H205ZM55 254V253H57V255L55 256V255H52V256H54V258H52L51 257V255L50 254ZM93 253V252H92ZM148 253H149V255H148ZM211 253V254H210ZM215 253V254H214ZM72 254V255H71ZM87 254H89L90 255V253H87ZM100 254V253H99ZM160 254V255H159ZM161 254H163L162 256H161ZM168 254V255H167ZM212 254H214V257H212ZM49 255H50V257L52 258V259H50L49 258ZM93 255V254H92ZM152 255H155V256H153L152 257ZM217 255V256H216ZM149 256H151V257H149ZM164 256H168V258L167 257H164ZM171 256H173L172 258H171ZM136 256H133L132 258H135ZM139 257V258H138ZM145 257H148V259H147V262H146V259H145ZM161 257H163V258H167L166 260L165 259H163L162 260V258ZM212 257V258H211ZM131 258V259H132ZM149 258H153V259H150V260H153V261H149ZM157 258V259H156ZM213 258H215V259H213ZM138 259H140V261H141V256L139 255V256H137V258H135V260L134 261H136V260H138ZM210 259H212L213 261H211L210 262ZM73 260V261H72ZM112 260H114V261H117L115 264H126V262H125V258H123V257H121L119 260H117V259H112ZM133 260V259H132ZM75 261V262H74ZM139 261V260H138ZM138 261H136V263L135 264H138ZM139 261V262H140ZM151 262V263H150ZM170 262H172V263H170ZM213 262H215V263H213ZM134 263V262H133ZM127 264H129V263H127ZM131 264V263H130ZM140 264V263H139Z\"/></svg>",
	"mask_w": 264,
	"mask_h": 264
}]
</instances>
